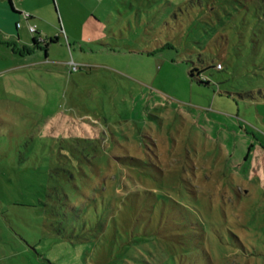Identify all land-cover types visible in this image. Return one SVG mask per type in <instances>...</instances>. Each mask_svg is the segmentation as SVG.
Instances as JSON below:
<instances>
[{
	"label": "rangeland",
	"instance_id": "rangeland-1",
	"mask_svg": "<svg viewBox=\"0 0 264 264\" xmlns=\"http://www.w3.org/2000/svg\"><path fill=\"white\" fill-rule=\"evenodd\" d=\"M75 1L108 46L0 73V264L105 263L104 197L204 243L178 264H264V0Z\"/></svg>",
	"mask_w": 264,
	"mask_h": 264
},
{
	"label": "crops",
	"instance_id": "crops-1",
	"mask_svg": "<svg viewBox=\"0 0 264 264\" xmlns=\"http://www.w3.org/2000/svg\"><path fill=\"white\" fill-rule=\"evenodd\" d=\"M102 5L103 1L0 0V73L34 67L38 60L31 59V54L44 46L46 59L42 62L45 63H51L53 49L67 48L68 42H73L80 51L98 52L102 45L108 46L102 31L96 27L103 22L97 14ZM23 13H29L31 18L25 20ZM30 25L37 27L36 34L30 32ZM39 37L45 41H39Z\"/></svg>",
	"mask_w": 264,
	"mask_h": 264
},
{
	"label": "trees",
	"instance_id": "trees-1",
	"mask_svg": "<svg viewBox=\"0 0 264 264\" xmlns=\"http://www.w3.org/2000/svg\"><path fill=\"white\" fill-rule=\"evenodd\" d=\"M235 1V0H227ZM239 1H251V0H239ZM260 1V0H255ZM206 83V82H203ZM139 192V191H138ZM153 203L147 207V212L152 213L158 204H160V197L157 195H152ZM105 197L102 205V216L100 221V233L96 238H99L96 246L98 250L106 251L107 261L103 264H178L179 256H191V253L195 252L196 254L202 252L201 248H204V243L200 242L201 246H195L194 251L190 250L193 244V238L185 240H169V237H161L160 234L146 230L145 227H142V221L137 220L136 224L131 229H125L119 223L116 214L112 212L107 205H105ZM119 201L116 204V209L121 210V203ZM106 215V218H105ZM150 219L151 216L148 215ZM185 220L182 224H177L183 229H186L187 226H190V229L195 230L190 223ZM194 233V231L192 232ZM185 233L182 236H192L198 234V231H195L194 234ZM192 234V235H191ZM164 238V239H163ZM168 238V239H165ZM165 243L163 252L161 250V242ZM93 242V241H92ZM181 246V249L184 251L181 254H176L171 247L175 245ZM171 245V246H170ZM94 246V245H93ZM200 247V248H199ZM205 264V263H204Z\"/></svg>",
	"mask_w": 264,
	"mask_h": 264
},
{
	"label": "built area",
	"instance_id": "built-area-1",
	"mask_svg": "<svg viewBox=\"0 0 264 264\" xmlns=\"http://www.w3.org/2000/svg\"><path fill=\"white\" fill-rule=\"evenodd\" d=\"M22 16H23V18H24L25 20H29V19L31 18V15H30L29 13H23ZM17 26H18V27H21V23H18ZM29 30H30V32L33 33V34H36V33H37V27H36L35 25H30V26H29ZM39 41L44 42L45 39H44L43 37H39ZM72 66H73L74 68H76L75 65H72Z\"/></svg>",
	"mask_w": 264,
	"mask_h": 264
}]
</instances>
